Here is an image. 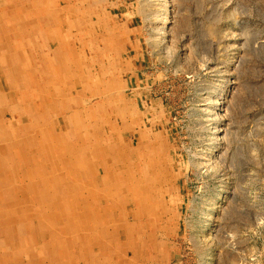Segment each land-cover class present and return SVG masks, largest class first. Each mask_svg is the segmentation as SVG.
Returning a JSON list of instances; mask_svg holds the SVG:
<instances>
[{"label":"bare ground","instance_id":"6f19581e","mask_svg":"<svg viewBox=\"0 0 264 264\" xmlns=\"http://www.w3.org/2000/svg\"><path fill=\"white\" fill-rule=\"evenodd\" d=\"M123 15L114 0H0V264L170 259L183 171Z\"/></svg>","mask_w":264,"mask_h":264},{"label":"rangeland","instance_id":"374dc122","mask_svg":"<svg viewBox=\"0 0 264 264\" xmlns=\"http://www.w3.org/2000/svg\"><path fill=\"white\" fill-rule=\"evenodd\" d=\"M114 1L144 40L139 84L183 171L164 264H264V0Z\"/></svg>","mask_w":264,"mask_h":264}]
</instances>
